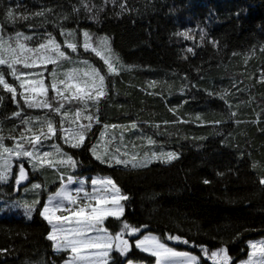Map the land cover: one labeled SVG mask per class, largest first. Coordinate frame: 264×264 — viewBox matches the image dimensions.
<instances>
[{
	"label": "trees",
	"instance_id": "trees-1",
	"mask_svg": "<svg viewBox=\"0 0 264 264\" xmlns=\"http://www.w3.org/2000/svg\"><path fill=\"white\" fill-rule=\"evenodd\" d=\"M94 2L99 4L102 0ZM127 2L140 12L116 15L119 5L109 0L97 21L80 19L84 15L81 12L80 16L64 22V26L76 27L79 20L80 28H88L98 35L107 34L124 62L135 65L134 70L116 78L111 99L103 106L104 122L127 124L137 120L138 128L126 134V141L141 145L137 137L143 133L164 142L166 150L179 151L181 155L171 164L153 162L147 169L138 171L110 168L96 161L88 151L102 125L95 128L88 147L73 150V155L87 164L85 169L90 173L110 174L120 183L131 197L125 213L129 222L147 224L148 231L164 235L165 240V234L171 233L205 243L210 248L223 243L236 261L244 259L247 241L264 235V189L259 186L260 169L252 167L253 163L264 164V131H261L264 129V82L260 81V71L264 68V54L260 49V44H264V0ZM78 3L79 0H13V5H19L25 13L42 7L54 8V13L48 16L50 21L57 19L61 12L71 13L72 5ZM6 5L7 0L0 2V7ZM42 19L21 20L15 27L5 25L6 34L51 31L62 42L59 29L52 23L41 26ZM29 23L36 27L30 29ZM197 24L218 39V48L207 38L201 44L198 32L192 40L174 35ZM190 47L194 51L186 52ZM93 59L99 62L98 58ZM182 85L186 86L185 92L180 91ZM205 89L209 92L227 89L225 98L232 107L228 108L224 99L209 95ZM0 95L5 96L0 103V121L7 136L19 123V119L11 117L18 109L10 93L5 95L0 88ZM177 105L183 120H195L196 113H202L204 119L221 120L223 124L216 127L198 122L165 125L164 121L177 120V114L170 111ZM23 107L26 114H41V110ZM153 124H159V128ZM225 139L227 143L221 145ZM56 142L62 144L59 140ZM219 172L225 175L221 177ZM32 178L30 175L29 181ZM205 180L209 183H204ZM106 226L118 230L115 224L106 222ZM49 230L38 211L31 219L18 215L0 217V248L8 249L7 254H0V264H25L40 257L62 264L64 255L54 253L46 238ZM141 234L143 231L129 234L128 238L133 243ZM169 243L177 249L198 253V249L182 242ZM128 258L154 261V257L136 249L134 244ZM125 261L118 259V264Z\"/></svg>",
	"mask_w": 264,
	"mask_h": 264
},
{
	"label": "snow or ice",
	"instance_id": "snow-or-ice-1",
	"mask_svg": "<svg viewBox=\"0 0 264 264\" xmlns=\"http://www.w3.org/2000/svg\"><path fill=\"white\" fill-rule=\"evenodd\" d=\"M108 3L109 0H102L99 4L94 0H79L78 4L72 5L71 13L61 12L57 19L51 21L48 16L55 11L51 7L25 13L20 11L19 5H13V0H7V5L0 7V88L5 95L11 94V100L18 109L11 113V117L19 119L7 136L3 121H0V202L3 208L22 210L29 219L38 211L50 227L46 238L51 242L52 250L64 255L62 264H118V259L126 260L127 264H143L128 258L133 249L128 235L142 231L144 234L134 239V247L154 257V264H264V238L248 240L247 258L239 261L223 243L210 248L205 243L171 233L165 234L166 242L164 235L148 231L147 224L136 225L128 221L125 213L131 197L112 175H93L89 190L87 177L74 174L81 162L73 155V150L88 147L95 128L101 125L99 135L88 151L96 161L110 168L138 171L147 169L153 162L171 164L181 155L179 151L166 150L164 142L143 133L137 137L142 141L141 145L126 141V134L138 128L137 120L127 124H109L102 119L103 106L111 99L116 78L134 70L135 65L124 62L107 34L98 35L88 28H80L79 20L73 28L65 27L64 22L80 16L81 12L84 15L80 19L97 21ZM111 3L119 5L120 11L116 15L140 12V9L129 7L127 0H111ZM239 14L237 11L236 16ZM36 18H43L41 26L52 23L54 28H58L62 42L51 31H33L30 35L23 31L6 34L5 25L15 27L18 21ZM28 27L31 29L36 25L29 23ZM197 32L201 44L207 38L213 46L219 47L218 39L211 37L200 24L174 35L192 40ZM260 49L264 54V44H260ZM185 51L193 52L194 49L190 47ZM93 58H98L99 62H94ZM260 81L264 82V68L260 71ZM151 83L155 85L156 82ZM180 91L185 92L186 86L182 85ZM205 91L224 99L228 108L232 107L225 98L227 89L222 92ZM4 98L0 95V103ZM21 105L26 109L41 110V114H26L25 107ZM179 107L170 109L177 114V120L164 121L165 125L198 122L216 127L223 124L221 120L204 119L202 113H196L195 120H183L178 113ZM152 126L159 128V124ZM17 131L19 135L15 134ZM226 143L227 139L221 140V145ZM145 147L148 150H143ZM243 155L241 152L240 156ZM252 167L260 169L259 186L264 189V164L253 163ZM48 169L55 170V180L59 181L55 191L49 190V184L54 181L46 175L43 182L35 180L23 187L24 182L30 180V175L44 174ZM217 174L225 175L223 172ZM13 181L12 194L6 193L4 189ZM21 187L23 195L19 191ZM43 193H46V198L41 200ZM13 195L17 198L13 199ZM30 195L34 198L28 199ZM41 203L42 207L39 206ZM108 218L115 219L109 221ZM106 222L117 225L118 230H110ZM169 242L190 245L198 249L199 254L178 250ZM7 253L8 249L0 248V254ZM25 264H55V261H45L40 257L25 261Z\"/></svg>",
	"mask_w": 264,
	"mask_h": 264
},
{
	"label": "rangeland",
	"instance_id": "rangeland-1",
	"mask_svg": "<svg viewBox=\"0 0 264 264\" xmlns=\"http://www.w3.org/2000/svg\"><path fill=\"white\" fill-rule=\"evenodd\" d=\"M113 147H114V146H113ZM46 150H48V149H46ZM77 159H78L81 163H80L79 168H78L77 170H74V174L87 177L88 187H89V190H90V187H91V184H90L91 177H92L93 175H97V174H92V173H90V171H89L88 169H85V167H87V164H86L82 159H80V157L77 158ZM51 170H53V169H48L47 172L44 173V174H40V173L34 174V175H33V178L31 179V181H29V182H28L25 186H23V187H27V186H29V184H30L32 181H35V180H39V181L43 182V181H44V177H45V175H46L50 181H54V183H50V184H49V186H48V187H49V190H51V191H55V188L59 186V181H58V180H55V170H53V171H51ZM14 186H15V185H14V181H13V184H12L11 186L6 187V188L4 189V191H5L6 193L12 194V189H13ZM73 186H75V185H73ZM23 187H21V188L19 189L21 195H23ZM16 198H17V197H16L15 195H13V199H16ZM27 198H28V199H32V198H34V197H32V196L30 195V196H28ZM45 198H46V193H43L42 196H41V200H43V199H45ZM39 206L42 207V203H41V205H39ZM14 215H16V216H17V215H18V216H24V215L22 214V210H16V209L6 210V209L3 208V204H2V202H0V217H11V216H14ZM24 217H25V216H24ZM143 234H144V233H143ZM143 234H141L140 236L137 235L134 239H139ZM262 238H264V235H262V236H258V237L253 238V239H262ZM133 244H134V242H133ZM178 250L184 251V250H186V249H178ZM248 250H249V249H248ZM246 258H247V256H246L244 259H246ZM136 261H142L143 264H154V261H153V262H147V261H144V260H136ZM124 264H127V262L125 261Z\"/></svg>",
	"mask_w": 264,
	"mask_h": 264
},
{
	"label": "water",
	"instance_id": "water-1",
	"mask_svg": "<svg viewBox=\"0 0 264 264\" xmlns=\"http://www.w3.org/2000/svg\"><path fill=\"white\" fill-rule=\"evenodd\" d=\"M28 182H24L23 186H25Z\"/></svg>",
	"mask_w": 264,
	"mask_h": 264
}]
</instances>
